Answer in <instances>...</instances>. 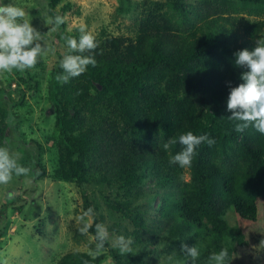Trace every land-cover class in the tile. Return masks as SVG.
Segmentation results:
<instances>
[{
	"label": "trees",
	"instance_id": "16d2710c",
	"mask_svg": "<svg viewBox=\"0 0 264 264\" xmlns=\"http://www.w3.org/2000/svg\"><path fill=\"white\" fill-rule=\"evenodd\" d=\"M56 1L50 0L53 17L62 16L53 10ZM168 2L181 13H193L200 26L179 31L161 5L143 0L135 40L101 39L94 52L86 53L95 56L96 66L89 65L67 84L55 79L63 71L59 64L64 54L58 52L51 65L49 111L58 150L52 176L76 182L88 210L91 200L84 184L97 172L99 185L116 195L106 197L107 202L123 219L107 225L108 230L128 231L130 223L134 244L123 255L110 242L96 256L72 250L54 264H97L104 256L113 264H133L142 256L165 255L168 247L186 258L181 243L196 245L202 264L225 247L233 258L230 264H264V233L254 229L264 208V135L251 126L237 132L227 109L231 87L242 83L241 73L247 71L235 64V53L253 49L264 37V0H214L190 8L185 0ZM60 27L67 36H79L77 30L65 33V22ZM92 87L105 98L107 114L92 106ZM9 107L0 105V145L10 137L9 116L16 115ZM187 131L206 133L215 143L196 148L186 179L184 168L169 164V155L182 146L177 142L165 151L162 145ZM39 156L35 148L20 159L36 178L46 172ZM153 179L160 192L147 199L159 198L156 215L138 199L140 187ZM100 215L89 229L93 235Z\"/></svg>",
	"mask_w": 264,
	"mask_h": 264
},
{
	"label": "rangeland",
	"instance_id": "374dc122",
	"mask_svg": "<svg viewBox=\"0 0 264 264\" xmlns=\"http://www.w3.org/2000/svg\"><path fill=\"white\" fill-rule=\"evenodd\" d=\"M142 1L57 0L53 10L61 11L65 18V33L78 31L80 25H86L97 42L117 36H130L135 40L144 13ZM155 1L162 6L164 12L167 11L168 22L179 31L187 33L200 26L201 21L190 11L184 14L177 8H171L168 0ZM213 1L185 0V3L190 8ZM4 2L8 3L9 0ZM15 3L24 9L26 18L42 33L45 43L52 51L43 55L32 69L0 74V105L9 107L8 104H12L9 108L16 112L10 123L9 140L0 146L7 144L13 153L20 155V159L28 158L29 150L37 148L40 151L38 162L46 168V172L43 177L38 178L33 171L27 177L14 176L8 185H0V259H6L8 264H54L68 251L83 250L90 253L95 249L94 235L90 230L86 235L78 230L81 226L80 217L87 211L80 187L74 181L52 176L58 166V150L54 142L56 127L49 111L52 106L49 97L51 65L59 57L58 52L66 53L64 37L67 35L60 32V26L53 31L52 26L45 23L48 18L53 17L50 0H15ZM91 91L94 94L91 98L92 106L96 112L107 114L110 109L106 106L105 98L98 96L93 87ZM48 136L52 138L48 139ZM19 163L26 166L25 162L19 160ZM97 175L95 172L84 184L93 209V214L85 219L93 224L101 214L99 223L112 226L114 220L123 221L121 214L114 211L106 199H112L116 195L110 188L105 189L99 185ZM188 176L184 168V177L187 179ZM157 189L154 179L148 180L139 189L140 205L153 215H156L159 198L149 203L147 195ZM259 213L261 216L254 228L257 234L264 233V208L261 207ZM160 221L165 225V218L161 217ZM128 227L131 232L130 223ZM128 231L120 227L118 231L109 233L112 237L122 235L132 239ZM133 247L134 244L131 249ZM163 250L165 255L160 252L152 254L149 259L142 256L133 264H186V260L187 264H191L190 260L182 257L176 250L170 247ZM103 252L104 250L97 255ZM164 256L167 261L163 259ZM97 264L113 262L110 256H104ZM195 264L202 263L197 259Z\"/></svg>",
	"mask_w": 264,
	"mask_h": 264
},
{
	"label": "clouds",
	"instance_id": "9594fccd",
	"mask_svg": "<svg viewBox=\"0 0 264 264\" xmlns=\"http://www.w3.org/2000/svg\"><path fill=\"white\" fill-rule=\"evenodd\" d=\"M31 20L26 18L24 9L9 0L5 3L0 0V74L12 73L13 70L24 72L36 66L39 59L52 51L44 41L42 33L32 25ZM65 22V18L59 14L48 18L45 23L52 26L55 31ZM79 37L65 36L67 52L60 60L62 73L57 74L55 79L61 84H67L71 79L79 77L87 70L89 65L95 67L97 61L92 53L98 44L95 36L87 29L86 25L79 26ZM235 64L246 68L241 73L243 81L235 87H231L227 98V109L231 112L229 119L236 121L235 130L243 132L248 127H254L256 131L264 135V37L256 40V46L249 50L244 48L235 53ZM13 118L9 116V123ZM182 146L175 155H169V164H178L181 168L191 166L196 148L202 143L211 146L215 140L208 134L195 135L192 131L181 133L178 139L173 138L165 142L162 147L169 151L172 145ZM20 155L13 153L5 144L0 146V185H8L13 177H27L32 169L19 163ZM11 195V194H10ZM93 214L89 208L81 217V234H88L92 224L86 221V217ZM95 249L89 254L95 256L102 252L106 243L111 242L113 248H118L120 253L131 252L133 243L131 238L124 236L112 237L107 226L103 223L95 224L94 234ZM181 251L186 258L195 264L200 256L196 245L189 246L181 243ZM229 250L221 248L209 256V264H230ZM0 264H8L6 259H0ZM187 264V260H186Z\"/></svg>",
	"mask_w": 264,
	"mask_h": 264
}]
</instances>
